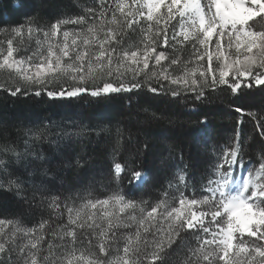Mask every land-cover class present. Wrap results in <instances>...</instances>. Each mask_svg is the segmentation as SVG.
Here are the masks:
<instances>
[{
  "label": "snow or ice",
  "instance_id": "snow-or-ice-1",
  "mask_svg": "<svg viewBox=\"0 0 264 264\" xmlns=\"http://www.w3.org/2000/svg\"><path fill=\"white\" fill-rule=\"evenodd\" d=\"M49 6L56 11L46 22L43 4H21L31 12L0 25V73L11 82L0 87L11 97L87 96L104 104L147 92L204 105L212 92H230L237 125L246 115L256 121L259 160L248 167L237 131L198 191L188 192L181 151L167 188L145 200L135 193L154 171L172 165L150 161L149 143L117 126L105 174L126 182L127 191L93 196L89 189L77 205L50 185L64 179L65 169H91L94 162L79 154L74 163L67 155L48 158L39 149L46 129L28 128L13 139L5 126L0 195L19 207L11 214L0 209V264H264V116L248 106L252 88L264 93V0H98L76 14L62 11L68 5ZM189 46L184 60L179 53ZM210 117L200 110L193 140L209 131ZM133 140L135 151L127 152ZM34 207L49 209L48 217L23 226L20 217Z\"/></svg>",
  "mask_w": 264,
  "mask_h": 264
},
{
  "label": "trees",
  "instance_id": "trees-1",
  "mask_svg": "<svg viewBox=\"0 0 264 264\" xmlns=\"http://www.w3.org/2000/svg\"><path fill=\"white\" fill-rule=\"evenodd\" d=\"M98 0H0V25L13 24L23 20L24 12L30 8H17L21 4L44 5L42 15L44 22L52 18L56 11L52 4L68 5L62 11L76 14L83 11ZM182 55L187 60L190 54ZM248 106L256 116H264V93L259 88L250 90ZM131 97L129 100L128 97ZM175 100V98H172ZM234 98L230 92H212L208 100L201 105L190 99L178 103L170 102L169 98L155 96L152 93H125L111 102L97 104L87 96L71 99H50L41 97H11L0 90V129L7 126L13 139L17 134L23 136L28 128L46 129L48 139L39 145L46 157L59 160L63 155L70 156L75 161L76 154L94 162L91 169H65L64 179L55 180L54 192H62L64 196H72L77 205L80 196H86L90 189L93 196L109 193L113 190L127 191V183L110 181L105 174V159L110 151L109 137L115 135L116 127L131 129L134 137L150 145L149 159L167 161L172 167L168 170L154 171L150 184L143 191L135 193L137 198L150 200L152 196L167 188L169 179L177 174L181 163L179 155L183 153V165L188 166L190 185L188 192L198 191L202 178L211 171V164L234 140L236 132L240 131L239 140L243 144L244 161L253 166L259 160V135L254 126L256 121L251 116H244L243 123L239 114L231 110ZM148 111L145 112L144 109ZM211 112L210 126L207 133L200 132L196 140L191 136L192 130L199 127L198 117L201 109ZM155 113L156 119L152 118ZM139 121L140 131L136 132V121ZM107 131H101L100 129ZM49 140L52 143H49ZM254 140L256 143L254 144ZM21 147L23 144L21 142ZM135 142L126 145L127 152L135 151ZM251 161V163H249ZM149 167H152L149 163ZM161 169L164 165H159ZM195 174L192 176L191 174ZM70 189V190H66ZM146 193H150L146 194ZM19 202L8 195H0V209H6L10 214L16 212ZM50 210L46 207H34L26 210L20 219L27 226L37 224L41 217L47 218ZM53 221L58 223L55 216ZM51 223V222H50ZM55 227V223H52Z\"/></svg>",
  "mask_w": 264,
  "mask_h": 264
},
{
  "label": "rangeland",
  "instance_id": "rangeland-1",
  "mask_svg": "<svg viewBox=\"0 0 264 264\" xmlns=\"http://www.w3.org/2000/svg\"><path fill=\"white\" fill-rule=\"evenodd\" d=\"M111 2V0H109V3ZM32 48L34 49L35 48V43L33 42V44H32ZM186 50H188L189 51V53L188 54H190L191 55V52H192V49H191V47L189 46L187 49H185V50H183L182 52H180L179 53V55H181V57H182V55H184V54H186ZM23 54V49L21 50V55ZM190 55L188 56V57H190ZM189 59V58H188ZM10 80H9V77H8V74L7 73H0V85H3V86H9L10 85ZM4 89V87H0V90H3ZM248 167H251V166H249L248 165ZM237 174H239V171H238V173ZM23 224V223H22ZM23 226H26V227H32V226H27V225H25V224H23Z\"/></svg>",
  "mask_w": 264,
  "mask_h": 264
}]
</instances>
